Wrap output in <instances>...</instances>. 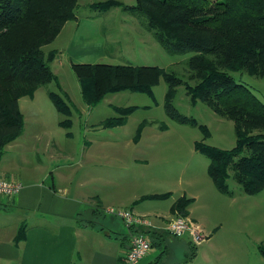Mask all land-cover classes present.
I'll use <instances>...</instances> for the list:
<instances>
[{
    "label": "trees",
    "instance_id": "obj_1",
    "mask_svg": "<svg viewBox=\"0 0 264 264\" xmlns=\"http://www.w3.org/2000/svg\"><path fill=\"white\" fill-rule=\"evenodd\" d=\"M135 8L146 18V27L169 53H192L187 60L193 85L186 86L191 100L204 102L221 117L232 120L235 145L223 149L195 142V150L208 159L207 173L215 188L231 195L227 179L238 183L248 194L264 188V103L244 84L237 83L230 71L244 70L264 76V0H135ZM77 0H0V154L7 143L24 128L19 98L32 97L36 89L56 81L50 63L55 53H46L50 43L66 21L76 18ZM113 1L95 5L102 9ZM83 101L95 106L107 94L136 91L152 94V87L163 77L168 88L164 97L166 114L179 123L196 124L194 118L172 104L180 79L165 69L124 64H74ZM54 108L64 116L59 125H72L70 99L65 92L50 91ZM135 106L116 107L120 116H112L96 126L124 125ZM141 122L133 135L140 137ZM205 133L207 128L200 125ZM69 133V132H68ZM170 193L148 194L138 200L169 197ZM193 198H176L170 211L188 215ZM150 240L159 232L138 228ZM21 233L18 234V240Z\"/></svg>",
    "mask_w": 264,
    "mask_h": 264
},
{
    "label": "rangeland",
    "instance_id": "obj_2",
    "mask_svg": "<svg viewBox=\"0 0 264 264\" xmlns=\"http://www.w3.org/2000/svg\"><path fill=\"white\" fill-rule=\"evenodd\" d=\"M108 1L119 4L102 9L93 8ZM135 2L77 0L74 11L104 13L109 19L108 27L102 26V31L107 32V44L104 50L106 56L98 60L101 64L161 67L179 78L181 82L176 86L171 102L180 113L194 118L196 124L179 123L166 114L163 104L168 83L162 76L152 87V94L120 91L107 94L95 106H90L80 97L78 80L71 68L65 64L59 71L64 90L58 89L53 81L42 86L57 93L68 92L72 111L71 127L58 125L57 122L64 119V116L55 110L43 88L37 91L32 100L25 96L26 100H21L25 114L24 129L17 137L19 142L4 148L0 154V172L11 167L13 159H27L31 163L44 159V155L48 154L45 146L34 141L38 138L39 131L46 130L48 136L59 145L55 148L61 150L60 164L63 167L68 163L65 156H74V164L78 158L88 154L87 149L97 148L89 147L88 143L85 145L83 140L95 143L93 140L101 138H131L137 126L144 122L143 129L146 128L148 137L156 139V146L150 147V153L140 151V155L147 156L145 159L135 161L130 157V153L122 155V146L108 147L110 150H119V154H110L108 162H84L82 167L75 166L72 169H75L76 177L89 179L97 172L107 174L116 184L115 191L123 198L129 196L130 187L131 191L148 193L168 189L177 192H181L180 189L186 190L195 198V213L201 215L206 222L221 223V236L232 235V253H236L233 256L253 263L259 253L264 256V188L258 193L248 194L229 177L227 184L232 194L217 192L207 173L209 159L197 152L194 145L196 141H203L219 148L231 149L235 145L233 122L216 114L204 102L191 100L186 86L195 83L190 78L191 71L187 65L192 53L167 52L145 26L146 18L134 7ZM102 22L107 23L105 18ZM43 49L46 51L49 48L44 45ZM54 66L52 64V68ZM229 73L235 82L248 86L264 103V76L249 75L244 70ZM128 106L136 108L127 116L125 124L121 127L104 129L96 126L103 119L120 116L115 111L116 107ZM38 123L45 124L46 129L42 130ZM200 125L207 128V134ZM45 135L43 132V138ZM171 202L172 197H166L143 200L142 205L151 211L160 209L166 210L167 213ZM175 215L183 216L174 214L171 218Z\"/></svg>",
    "mask_w": 264,
    "mask_h": 264
},
{
    "label": "crops",
    "instance_id": "obj_3",
    "mask_svg": "<svg viewBox=\"0 0 264 264\" xmlns=\"http://www.w3.org/2000/svg\"><path fill=\"white\" fill-rule=\"evenodd\" d=\"M75 14L76 18L66 21L55 38L46 44L49 49L45 52L57 55L50 66L52 68V64L55 65L52 70L57 79L53 82L60 90L64 88L59 71L65 64L73 71L74 64H99L98 60L106 56L104 50L107 32L102 31V26L106 25L107 28L109 19L104 13ZM103 18L107 23L102 22ZM40 88L45 87H38L34 95L29 97L30 100ZM44 90L47 96L53 91L47 88ZM79 94L82 98L80 84ZM26 98H19L24 125L25 114L21 100ZM38 127L46 129L45 124L38 123ZM43 132L46 139L43 138ZM43 132L39 131L38 138L34 140L46 148L48 154L44 155L43 160L31 163L27 159H13L12 166L0 172L1 177L17 179L21 183L18 194L13 198L6 199L0 195V264H123L129 244L128 230L120 218L104 212L107 207H127L140 215L149 216L153 232L152 230H166L167 221L174 213L170 211V207L167 213L166 210L146 209L142 205L143 200H138L141 196L169 192L172 202L182 195L193 198L182 189L181 192L168 189L148 193L131 191L132 187L129 196L123 198L115 191L116 184L107 174L97 172L89 179L76 177V171L72 169L75 166L82 167L84 162H108L110 154H119V150H110L108 147L122 146V155L130 153L135 161L145 159L147 156L140 155V151L150 153V147L156 146V139L148 137L146 128L136 140L133 136L101 138L93 140L95 143L83 140L85 145L88 143L89 147L97 148H86L88 154L78 158L74 164V156H65L68 163L63 167L60 164L61 150L55 148L59 145L48 136L46 130ZM17 140L20 139L15 138L4 148L13 146L15 142H19ZM194 203L195 198L187 208L188 215L206 228L207 237L195 243L188 233L179 236L166 233L162 236L157 232L151 236V249L136 264L264 263V256L260 253L253 263L233 256L236 253H232V235L221 236L222 224L204 221L201 215L193 211ZM19 233L21 237L18 240Z\"/></svg>",
    "mask_w": 264,
    "mask_h": 264
},
{
    "label": "built area",
    "instance_id": "obj_4",
    "mask_svg": "<svg viewBox=\"0 0 264 264\" xmlns=\"http://www.w3.org/2000/svg\"><path fill=\"white\" fill-rule=\"evenodd\" d=\"M21 183L17 179L0 176V195L6 199L18 194ZM105 213L121 219L128 230L129 244L123 258V264H136L151 249V242L138 228H151L153 226L149 217L136 213L131 208L109 206ZM165 229L170 235L179 236L188 233L192 241L199 243L207 237V231L199 222L187 215H175L166 224Z\"/></svg>",
    "mask_w": 264,
    "mask_h": 264
}]
</instances>
